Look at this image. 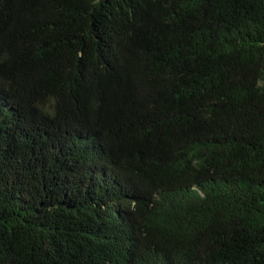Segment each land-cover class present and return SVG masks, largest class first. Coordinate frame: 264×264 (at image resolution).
<instances>
[{
  "label": "trees",
  "instance_id": "16d2710c",
  "mask_svg": "<svg viewBox=\"0 0 264 264\" xmlns=\"http://www.w3.org/2000/svg\"><path fill=\"white\" fill-rule=\"evenodd\" d=\"M0 264H264V0H0Z\"/></svg>",
  "mask_w": 264,
  "mask_h": 264
}]
</instances>
